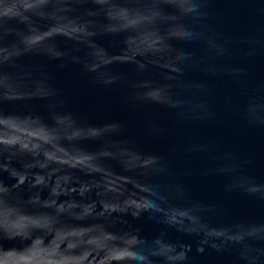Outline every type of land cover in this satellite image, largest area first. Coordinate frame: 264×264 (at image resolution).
Instances as JSON below:
<instances>
[{"label":"water","instance_id":"obj_1","mask_svg":"<svg viewBox=\"0 0 264 264\" xmlns=\"http://www.w3.org/2000/svg\"><path fill=\"white\" fill-rule=\"evenodd\" d=\"M0 264H264V0H0Z\"/></svg>","mask_w":264,"mask_h":264}]
</instances>
